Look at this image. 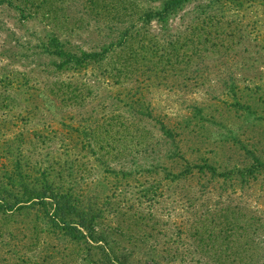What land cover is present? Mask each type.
Segmentation results:
<instances>
[{
	"label": "rangeland",
	"instance_id": "374dc122",
	"mask_svg": "<svg viewBox=\"0 0 264 264\" xmlns=\"http://www.w3.org/2000/svg\"><path fill=\"white\" fill-rule=\"evenodd\" d=\"M0 264H264V0H0Z\"/></svg>",
	"mask_w": 264,
	"mask_h": 264
}]
</instances>
